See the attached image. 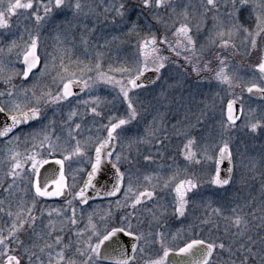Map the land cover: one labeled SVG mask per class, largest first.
Listing matches in <instances>:
<instances>
[{
    "label": "snow or ice",
    "instance_id": "obj_1",
    "mask_svg": "<svg viewBox=\"0 0 264 264\" xmlns=\"http://www.w3.org/2000/svg\"><path fill=\"white\" fill-rule=\"evenodd\" d=\"M201 7L204 9L201 13L203 19L194 23L186 11L175 12L173 9L174 18L159 16L161 9L172 8L171 0H139L138 4L131 3V0H112L111 3L104 0V4L95 6L86 0H40L39 3L34 0H7V3L0 0V44L7 42L8 54L7 61L0 59V77L5 85L0 91V139L19 144L20 137L25 136L24 143L31 144V149L26 147L23 153L12 148L8 150L9 168L5 175L12 182L3 190L11 195L17 187L16 181L23 182L27 177L31 205L23 202L14 212L11 203L4 208V202L0 201V213L9 218L7 228L0 227V264H138L137 253L150 250L157 239L162 246V255L155 259L149 257L147 264H167L170 253L181 256L194 249L200 250L202 255L192 264H264V216H257V200L253 195L257 190V163L264 169V158L259 162L250 161V168L242 160L239 163L241 169H247L249 178L245 185L249 186V192L246 203L232 209L235 218L229 220L225 237L211 242L190 239L174 251L163 246L164 233L157 231L166 227L162 224L164 221L187 218L192 207L189 193L196 195L202 179L192 169L199 167L217 187L233 182L237 164L234 163L236 156L231 133L239 127L238 121H243V126L253 133L264 130V115L250 117L244 108L243 95L237 96L234 91L239 87L241 93L246 91L264 96V48L258 43V38L264 40V0H203ZM65 9L71 11L76 20L71 37L73 45L77 40L82 45L90 44L86 37L95 33L96 27L89 28L84 23L82 28L81 18L97 15L99 20V9L103 15L114 17L110 23L119 24V30L128 29L124 35H136L135 59L129 66L116 69L120 79L102 72L99 62L86 70L72 72L63 58L59 59L58 67L56 58H52L50 70L49 54L42 51V29L50 23V17L55 19V15ZM137 10L147 20L146 32H137L140 18L132 19V12ZM149 13L156 15L149 16ZM209 14L211 28L207 26ZM108 23L106 20L105 27ZM57 42H61L59 37ZM63 42L68 43L69 38L65 36ZM108 43L105 41V45ZM241 47L244 49L242 54ZM4 52L5 49L0 47V54ZM237 55L249 58L253 79H241V69L230 60ZM16 64H19L18 70ZM185 64L197 75L214 72L217 85L226 86V89L222 88L226 106L221 102L219 112L213 117V123L219 129L216 135L193 134L194 125L190 121L195 119L196 124H201L203 111L199 115H186L179 122L184 126L182 131H178L176 124L166 128L167 116L161 111L165 107L163 99H167L164 91L147 107L141 101L139 91L147 87L144 81L155 84L163 79L162 70L175 67L179 71ZM93 71L97 74L95 78L88 75ZM5 72L11 74L4 75ZM53 72L56 75L53 76ZM148 73L155 80L147 76ZM44 76H51L55 90L41 89L36 85L29 89L13 83L14 79H20L23 85L32 77ZM100 83L117 91L114 101L118 99L120 107L113 102L105 112L99 97L81 101L77 108L83 105L93 122L107 120L97 129L106 135L85 138L82 132L87 121L77 123L80 114L72 108V100L78 98L74 88L78 86L79 91L84 92ZM245 84L248 85L246 88ZM229 95L232 98H228ZM66 105L69 112L61 125V135L56 134L54 127L49 133L44 124L48 112L63 109ZM212 107L215 109V101ZM141 121L145 125L144 139H129V154L125 155L120 141L132 136L131 126L134 123L139 125ZM33 124L40 125L39 130L22 131L24 126L31 128ZM204 127L206 130V125ZM172 134L180 140L172 164L164 168L165 172L172 171V175L166 178L143 175L140 168L144 165L129 159L132 146L155 142V155H161L159 150L167 151L165 145L173 138ZM46 157H59L54 161L58 170L45 168L50 164ZM181 157L184 168L177 165V158ZM143 161L146 165L155 163L153 154L144 156ZM76 162L87 165L86 178L81 173L82 184L75 183V176L72 177L73 183H69L66 176L65 164L71 167ZM225 162L229 167L222 177L221 166ZM172 165H176L175 169ZM259 176L261 211H264V170ZM153 180L156 183H152ZM52 197H63L66 206L55 212L49 211L45 216L38 209V202ZM112 198H115L114 208L113 203H109L107 212L99 218L94 208L88 211L96 200ZM149 204L152 207H147ZM128 208L132 211L129 212ZM243 208H247L248 213L239 215ZM38 210L39 216L35 214ZM137 211L142 215H137ZM53 215L57 217L59 227L57 221L51 219ZM45 218L48 219L46 225L43 223ZM201 223L209 226L213 222ZM214 227L218 228V225Z\"/></svg>",
    "mask_w": 264,
    "mask_h": 264
},
{
    "label": "rangeland",
    "instance_id": "obj_2",
    "mask_svg": "<svg viewBox=\"0 0 264 264\" xmlns=\"http://www.w3.org/2000/svg\"><path fill=\"white\" fill-rule=\"evenodd\" d=\"M138 1L139 0H133V3L137 4ZM22 2H26V0H22ZM34 2L39 3L40 0H34ZM72 2H74V0H72ZM86 2L93 6L97 3L104 4V0H86ZM108 2L111 3L112 0H108ZM171 2L172 8L161 9L159 11V16L174 18L173 9H175V12L186 11L194 23L203 19L201 15L204 11L201 7L203 0H171ZM5 3H7V0H5ZM85 10L87 11V9ZM97 14L99 15V20H97V15L81 18L83 21L81 25L82 28L84 23H87L89 28L93 26L96 27L95 33L86 37L90 40V44L87 46L80 44L79 40L76 41L75 45L71 43L73 27L76 24V20L73 19L71 11L65 9L63 12L57 13L55 19L51 17L49 18L50 23L44 25V28L42 29V51L46 50L49 54L50 70L52 68V58H56L57 67L59 66V59L63 58L65 65L68 66L69 70L72 72L86 70L88 67L99 62L101 64V71L106 75H115L116 79L121 78L116 74V69L129 66L135 59L136 35H124V33L128 32V29H123L121 31L119 30V24L115 26L112 25L110 22L114 17L111 15H103L102 9L97 10ZM148 15L154 16L156 14L149 13ZM138 16L140 18V25L137 28V32H146L147 20L145 17L141 15L138 10L132 12L133 21L137 20ZM56 18H60L59 21ZM19 19L21 21V28H23V17L21 16ZM208 19L209 23L207 26L211 28V14H209ZM106 20L109 21L107 27H105ZM169 23H171V19H169ZM20 34L23 33L21 32ZM76 35L79 36L80 33H76ZM65 36L69 38L68 43L63 42ZM57 37H59V40L61 41L60 43L57 42ZM114 37L116 39H113ZM169 38L171 39V34H169ZM45 39L54 40L56 43L54 46L52 44L48 45ZM105 41H108L109 43L105 45ZM258 43L264 48V40L258 38ZM5 46H7V42L0 44V47L5 49V52L2 55L8 57L7 47ZM239 51L242 54L244 52L243 47H241ZM164 55H167V52H165ZM12 58L15 59V54H13ZM230 60L234 65L241 69L239 76L242 80L248 81L254 78L250 71L251 64L247 56L237 55L230 57ZM180 63H182V61H180ZM162 73L163 79H161L158 84L151 88L139 91L141 101L144 105L147 107L150 104H153L155 98L159 97L160 93L164 91L167 99H163L165 107L162 108L161 111L167 116L165 121L166 128L170 129L173 124H176L178 126V131H182L184 126L180 125L179 122L183 121L186 115H191L192 113L199 115L200 112L203 111L204 115L200 117L201 124H196L195 119L190 121V123L194 125L193 134H203L205 137L218 134L219 129L218 126L213 123V117L219 112V104L221 102L226 104V100L223 99L225 97V91H222V88L226 89V86L217 85L214 72H201L197 75L192 71L191 67L185 64L179 71H177L175 67H172L167 70H162ZM52 75L54 76L56 73L53 72ZM88 75L95 78L97 74L93 71L88 73ZM84 78L87 79L88 76H85ZM2 81L3 79L1 82ZM235 83L239 84L240 81H235ZM26 85L28 87L36 85L41 89L49 87L55 88L51 76H44L39 79L37 77H32L31 83ZM244 86L246 88L248 85L245 84ZM234 91L237 96L243 95L245 102L244 108L250 117L264 115V101L256 100L248 96L246 91L241 93L239 87L235 88ZM116 95L117 91L110 85L100 83L91 90L85 89L84 94L80 98L72 101V108H75L80 114L77 118V123L87 121L82 132V135L85 138L89 136L95 137L96 135H106V133L98 132L97 129L101 123H107V120L93 122L90 112L83 105L78 108L77 105L81 101L99 97L102 101L101 108L107 112L113 102H115L116 107H120L118 99L114 101ZM228 98L232 97L229 95ZM213 101H215V109L212 107ZM189 109L190 111H188ZM68 112L69 107L67 105L63 109L57 108L54 109V112H48V119L44 121V124L48 126L49 133H51L54 127L56 134L58 136L61 135V125ZM122 114L123 113L121 112V115ZM173 116H175V119L172 118ZM151 119L152 117L149 116L148 120L151 121ZM205 125L206 130L204 127ZM238 125L239 127L231 133L234 154L236 156L234 163L237 164L233 182L226 187H217L210 183V177L203 174L199 167L192 169L191 171L197 176H202V179L200 180L201 187L196 191L195 196H193L192 193H189L190 204L192 207L189 210L186 219L177 218L176 220L164 221L162 224L166 225V227H160L157 229V231H162L164 233V247H169L175 250L185 242L189 241L190 238L194 237L206 239L209 242L218 237H225L226 227H230L229 220L235 218L232 215V209L236 208L237 205L243 206L246 203L245 197L249 192V186L245 185V181L249 176L247 175V169H241L239 163L242 160L246 165H249L250 168V161L259 162L264 158V130L258 129L253 133L243 126V121H239ZM35 128L36 130H39L40 125H37ZM131 128L132 136L126 137L120 141L124 146L125 155L129 154V139L136 137L144 139L145 125L143 121H141L139 125L134 123ZM64 131L66 132L67 130L65 129ZM172 137V139L166 142L165 147L167 151L164 149L159 150L161 155H155L157 152L155 142L140 143L139 145L132 146L129 159L139 161L140 165H144L140 168L143 175L163 176L165 178L172 175V171H164V168H167L172 164V158L175 156L177 145L180 143L178 136L172 134ZM150 153L153 154V160L155 163L146 165L143 161V157ZM180 159H182V157L177 158V165H179L180 168H184L185 165L180 163ZM71 166L73 167L72 164ZM86 167V163H80L79 167L76 168V173L80 171L83 172ZM175 167L176 165H172L173 169H175ZM262 170L264 169H261L260 165L257 163V171L255 173V187L257 190L253 195L257 200L255 212L258 217L264 216V211H261L259 193L261 183L259 173ZM152 183H156V180H153ZM237 197H239V199H237ZM114 204L115 202L113 203V208ZM147 207H152V205L149 204ZM216 210L219 211L217 212ZM169 211L171 210L169 209ZM247 213L248 209L243 208V211L238 214L245 215ZM202 221H212L213 223L212 225L204 226V224L201 223ZM214 225H218V228L214 227ZM217 242H219V240H217ZM159 248L161 252L158 255H154L155 251ZM161 255L162 246L159 239H157L155 245L150 250L145 251V255H142L141 253L136 258L138 264H147V259L149 257L155 259ZM217 264H219V262H217Z\"/></svg>",
    "mask_w": 264,
    "mask_h": 264
},
{
    "label": "flooded vegetation",
    "instance_id": "obj_3",
    "mask_svg": "<svg viewBox=\"0 0 264 264\" xmlns=\"http://www.w3.org/2000/svg\"><path fill=\"white\" fill-rule=\"evenodd\" d=\"M58 21L59 19L56 18ZM46 43L52 44L54 46V44L56 43L54 40H48L45 39ZM7 47V46H5ZM0 59L7 61L8 57L3 56L2 54H0ZM15 67L19 68V65L16 64ZM10 72L4 73V75H10ZM0 79L2 80V77H0ZM0 80V91H3L5 88V85L3 83V81L1 82ZM13 83L17 85V87H24V88H29L31 89L32 87H28L26 84L21 85V80L20 79H14ZM31 83V80L27 83L29 84ZM20 85V86H19ZM52 90H55V88L53 87H49ZM82 94H78V98H80ZM77 98V99H78ZM76 99H73L72 101H74ZM37 124H33L31 128L24 126L22 128V131L24 133H28L30 131L36 130ZM16 135H19V133H17ZM9 139H12V137H10ZM25 136H21L20 137V143L19 144H15V143H9L8 140H3L0 139V201H3V207L7 208L8 204L11 203L12 205V211H18V205H20L23 202H27L29 205H31V195L28 193V184H27V177L24 178V181L21 182L19 179L16 181L17 187L15 189L12 190L11 195H9L8 192H5L3 189L8 187V184H10L11 178H7L6 179V173L8 172V168H9V163H8V150L9 148L14 149L15 151H19L21 153H23L26 149V147L28 149H31V144H25ZM49 159V161H52L56 158L59 157H46ZM80 162H76V163H72L73 167H69V165L66 163L65 164V172H66V176L68 177V182L69 183H73L72 177L75 176L76 180L75 183L77 184H82V175L81 173H83V178H86V171L84 170L83 172H78L76 173V168L79 167ZM30 167V166H29ZM87 168V167H86ZM85 168V169H86ZM75 169V170H74ZM57 175H58V171H57ZM70 199V197H69ZM115 202V198H112L111 200L109 199H105V200H96L95 203L92 204V208H89L88 211L91 212L92 209L94 208L97 213L98 216L97 218H99V216L104 215L107 210H108V204L109 203H114ZM66 206V201L63 197H52V198H47V199H42L38 202V209L42 210L45 213V216L47 215V213L49 211H53L55 212V210L60 209L62 207ZM39 210L35 213L37 216H39L40 212ZM128 211L131 212L132 209L128 208ZM87 215V213L85 214ZM137 215H142L141 211H137ZM54 221H57V227L60 226L59 221L57 219V217L55 215H53V217L51 218ZM45 225L48 223V219L45 218L44 222ZM9 224V218L4 216L2 213H0V227L3 228H7ZM81 227H83V225H81ZM73 232L75 231V229L72 230ZM147 251V250H146ZM161 252L160 248L155 251L154 255H158ZM139 254L141 253H137V256H139ZM142 255H145V252L142 253ZM136 256V257H137ZM141 258V257H140ZM27 260V258H25V261ZM168 264H170L169 262H167Z\"/></svg>",
    "mask_w": 264,
    "mask_h": 264
},
{
    "label": "water",
    "instance_id": "obj_4",
    "mask_svg": "<svg viewBox=\"0 0 264 264\" xmlns=\"http://www.w3.org/2000/svg\"><path fill=\"white\" fill-rule=\"evenodd\" d=\"M146 75L147 76H150L152 80H155V77L152 76L151 73H148ZM144 82L147 84V87L154 85L153 83H151L149 81H144ZM74 91H76L78 94L83 93V92H80L79 91V87L78 86L76 88H74ZM247 95H249L252 98L258 99V100H264V96H261L259 94L253 95V94L247 93ZM225 106H226V104H225ZM227 167H229V165L227 164V162H225V164H223L221 166L222 177H223V174L226 172ZM45 168H49L50 170L52 168H55V169L58 170L59 166L55 164L54 160H52V161H50V164L49 165H46L45 166ZM41 171H43V169ZM201 255H202V252L200 250H196V249H194L193 252L190 253V254L181 255V256H176V255L170 253V256H169L167 262H169L170 264H192V262L194 260L200 258ZM114 258H118V257H114Z\"/></svg>",
    "mask_w": 264,
    "mask_h": 264
},
{
    "label": "trees",
    "instance_id": "obj_5",
    "mask_svg": "<svg viewBox=\"0 0 264 264\" xmlns=\"http://www.w3.org/2000/svg\"><path fill=\"white\" fill-rule=\"evenodd\" d=\"M131 3H133V0H131ZM139 3V1L137 2V4ZM195 238V237H194ZM191 239V238H190Z\"/></svg>",
    "mask_w": 264,
    "mask_h": 264
}]
</instances>
